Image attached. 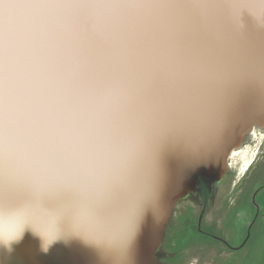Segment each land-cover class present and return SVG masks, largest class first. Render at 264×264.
<instances>
[{"label":"snow or ice","instance_id":"1","mask_svg":"<svg viewBox=\"0 0 264 264\" xmlns=\"http://www.w3.org/2000/svg\"><path fill=\"white\" fill-rule=\"evenodd\" d=\"M121 6L136 0H85ZM64 0H12L0 14V232L7 245L26 225L45 244L74 236L96 243L109 264H129L139 213L130 198L154 172L153 146L203 122L205 69L190 36L133 13L93 21L50 9ZM211 18L238 23L245 0H208ZM54 44L58 90L41 111L25 79L32 27Z\"/></svg>","mask_w":264,"mask_h":264},{"label":"rangeland","instance_id":"2","mask_svg":"<svg viewBox=\"0 0 264 264\" xmlns=\"http://www.w3.org/2000/svg\"><path fill=\"white\" fill-rule=\"evenodd\" d=\"M11 3L12 0H0V14L11 11L6 7ZM200 4L204 5L202 0H136L114 6L85 0H64L60 7L50 11L66 18L87 16L93 21L133 13L170 22L193 40L205 69L204 76H207L210 73L209 63L203 56L210 47H205L203 42L197 45L198 41L195 40L200 29L198 18L204 11ZM230 90H236L239 96L233 97L227 113L228 117H235V123L234 118H231L233 124L229 125L226 116L220 120L217 118L216 122L204 117L202 132L194 141L188 138H166L153 146L154 172L148 185L137 184L130 191V198L139 201V213L128 246L129 264H165V235L174 226L175 216L185 206L195 210L196 214L206 209V218L220 225L223 219H235L239 202L250 201L251 193L258 185L255 183L258 176L257 160H261L260 150L264 144V84L257 82L252 87L242 89L240 86ZM217 101H220L219 98ZM236 131L235 136L229 139ZM210 143L213 148L205 170H187L186 174L190 177L183 178L171 167V159L177 155L180 146L191 144L198 147ZM248 180L251 181L249 185ZM19 214L17 211L7 217L0 215V232L13 227ZM253 214L254 211H251L244 216L246 223L243 227L237 230L231 228L227 233H240L243 238ZM238 218L240 216L236 213ZM192 262L198 263L195 260ZM210 263L211 259L208 258L200 264ZM0 264H109V261L101 248L85 237L74 236L45 244L41 234L31 225H26L17 239L7 245L0 243ZM228 264H264V211L250 230L242 252L234 253Z\"/></svg>","mask_w":264,"mask_h":264},{"label":"water","instance_id":"3","mask_svg":"<svg viewBox=\"0 0 264 264\" xmlns=\"http://www.w3.org/2000/svg\"><path fill=\"white\" fill-rule=\"evenodd\" d=\"M202 2L204 5L200 4V8L204 11L198 18L200 29L197 27L199 36L195 37V40L198 41L197 45L203 42L205 47H210L203 56L208 60L210 71L204 76L203 82L207 102L205 118L216 122L226 116L228 124L231 125L236 119L228 117L227 113L232 106L233 97L239 96L236 90L233 92L230 89L240 86L242 89L252 87L257 82L264 84V0H245L248 5L246 12L240 16L238 23L230 26L213 20L211 9L207 7L208 0ZM202 35L204 37H201ZM217 86H220V89H217ZM218 98L220 101H217ZM220 102L224 105L219 106ZM231 118H234L232 123ZM201 126L200 124L195 132L180 138L194 141L193 139L198 138L202 132ZM236 133L237 131L229 139ZM212 148L211 143L198 147L191 144L180 146L177 155L170 160L171 167L183 178L189 175L186 174L187 170H205Z\"/></svg>","mask_w":264,"mask_h":264},{"label":"flooded vegetation","instance_id":"4","mask_svg":"<svg viewBox=\"0 0 264 264\" xmlns=\"http://www.w3.org/2000/svg\"><path fill=\"white\" fill-rule=\"evenodd\" d=\"M259 158L261 160H257L258 164L256 163L258 176L255 182L258 185L251 193L250 201L239 202L240 207L236 213L240 218L236 219L235 213L234 220L223 219L222 224L217 225L206 218V209H201L196 214L195 210L185 206L175 216L174 226L165 235L163 245L166 254L165 264H195L192 260L200 264L202 260L208 258L211 259L210 264H228L234 253L242 252L250 230L257 223L260 213L264 211V144ZM247 184H251V181L248 180ZM251 211H254V214L247 224L245 236L242 238L240 233L229 235L227 232L231 228L237 230L238 227H243L246 223L244 216L249 215Z\"/></svg>","mask_w":264,"mask_h":264},{"label":"clouds","instance_id":"5","mask_svg":"<svg viewBox=\"0 0 264 264\" xmlns=\"http://www.w3.org/2000/svg\"><path fill=\"white\" fill-rule=\"evenodd\" d=\"M28 49L26 84L37 109L43 111L58 90L59 74L53 57L54 44L38 21L31 29Z\"/></svg>","mask_w":264,"mask_h":264},{"label":"bare ground","instance_id":"6","mask_svg":"<svg viewBox=\"0 0 264 264\" xmlns=\"http://www.w3.org/2000/svg\"><path fill=\"white\" fill-rule=\"evenodd\" d=\"M262 127H264V125H262Z\"/></svg>","mask_w":264,"mask_h":264}]
</instances>
